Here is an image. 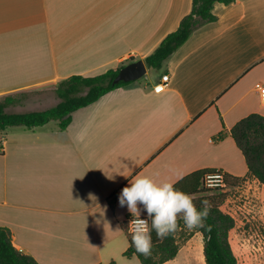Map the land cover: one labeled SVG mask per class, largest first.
I'll list each match as a JSON object with an SVG mask.
<instances>
[{
	"label": "crops",
	"instance_id": "0c3cea01",
	"mask_svg": "<svg viewBox=\"0 0 264 264\" xmlns=\"http://www.w3.org/2000/svg\"><path fill=\"white\" fill-rule=\"evenodd\" d=\"M191 3L0 0V100H14L5 111L46 110L70 76L144 62ZM212 13L217 21L195 30L153 84L136 80L103 95L64 130L50 121L0 132V227L16 249L38 264H139L123 256L122 226L133 216L119 196L131 180L174 185L206 168L247 176L230 130L249 114L264 116V0L217 3ZM162 75L167 84L155 92ZM29 105L39 108L22 110Z\"/></svg>",
	"mask_w": 264,
	"mask_h": 264
},
{
	"label": "trees",
	"instance_id": "16d2710c",
	"mask_svg": "<svg viewBox=\"0 0 264 264\" xmlns=\"http://www.w3.org/2000/svg\"><path fill=\"white\" fill-rule=\"evenodd\" d=\"M234 0H192L190 12L184 16L177 29L167 34L157 48L144 59L148 69L159 70L167 60L197 29L205 24L217 21L212 13L215 4L229 5ZM132 61V60H130ZM108 69L102 74L83 77L73 75L56 84L54 92L59 99L57 105L42 111L25 113H8L5 109L13 103L12 97L0 100V132L14 126L27 129L40 127L50 121H57L60 130H64L70 122L71 114L96 102L103 95L131 82L112 81L121 67ZM230 136L241 152L246 167L247 176L243 178L224 174L223 180L227 186L234 187L245 178H252L264 188V116L253 113L239 120L230 130ZM217 170L206 168L194 171L181 178L174 187L193 197L197 210H203L202 202L207 200L210 213L204 221V228H196L193 232L201 234L202 254L204 264H237L236 256L229 242V233L235 226L231 215L222 210L226 195L218 188H206L202 185L205 175ZM110 202V204H112ZM149 220V217H148ZM179 230L167 238H157L155 230L151 231V255L145 257L136 252L131 243V234L127 233L126 226L122 229L126 235L128 247L123 252L125 258L135 257L140 264H165L173 260L179 251L178 232L184 228V220L178 218ZM151 228V221L149 220ZM210 228V230H209ZM0 264H38L34 258L22 253L12 244L11 232L6 227H0ZM109 264H114L111 261Z\"/></svg>",
	"mask_w": 264,
	"mask_h": 264
},
{
	"label": "rangeland",
	"instance_id": "374dc122",
	"mask_svg": "<svg viewBox=\"0 0 264 264\" xmlns=\"http://www.w3.org/2000/svg\"><path fill=\"white\" fill-rule=\"evenodd\" d=\"M160 74L156 70L147 69V73L138 81L153 84ZM35 108L39 106L29 105L22 110ZM19 109L21 108L15 107L10 111ZM215 188L225 193L222 210L235 221V226L229 233V242L237 264H264V188L252 178H245L234 187L227 186L224 182L221 187ZM191 231L184 226L178 232L179 251L168 264H194L196 259L202 260L204 264L201 234L193 232L187 237Z\"/></svg>",
	"mask_w": 264,
	"mask_h": 264
},
{
	"label": "clouds",
	"instance_id": "9594fccd",
	"mask_svg": "<svg viewBox=\"0 0 264 264\" xmlns=\"http://www.w3.org/2000/svg\"><path fill=\"white\" fill-rule=\"evenodd\" d=\"M217 179H222L217 177ZM211 186V185H210ZM121 207L127 205L133 219L129 222L131 243L136 252L146 258L151 255V231L155 230L157 238L164 239L179 230L178 218L182 217L184 226L189 230L204 228L211 205L202 202L203 210H197L193 197L176 189L171 182H157L149 176H137L130 181V186L122 189L119 196ZM138 204L144 206L149 220L140 218ZM210 230V228H209Z\"/></svg>",
	"mask_w": 264,
	"mask_h": 264
},
{
	"label": "built area",
	"instance_id": "2783aa9c",
	"mask_svg": "<svg viewBox=\"0 0 264 264\" xmlns=\"http://www.w3.org/2000/svg\"><path fill=\"white\" fill-rule=\"evenodd\" d=\"M168 81V75H162L159 79V83L153 87L155 92H160L164 89ZM259 90L260 102L264 106V87L257 86ZM224 174L220 171H216L215 173H210L204 176L202 180V185L206 188H214V187H221L224 183L223 180ZM220 177L222 179H217ZM211 185V186H210ZM141 219L148 220V218L140 217ZM133 219V217H129L126 220V231L127 233L131 234L129 229V222Z\"/></svg>",
	"mask_w": 264,
	"mask_h": 264
},
{
	"label": "water",
	"instance_id": "95a60500",
	"mask_svg": "<svg viewBox=\"0 0 264 264\" xmlns=\"http://www.w3.org/2000/svg\"><path fill=\"white\" fill-rule=\"evenodd\" d=\"M147 72V66L142 60L132 61L119 69L112 83L133 82L139 80Z\"/></svg>",
	"mask_w": 264,
	"mask_h": 264
},
{
	"label": "bare ground",
	"instance_id": "6f19581e",
	"mask_svg": "<svg viewBox=\"0 0 264 264\" xmlns=\"http://www.w3.org/2000/svg\"><path fill=\"white\" fill-rule=\"evenodd\" d=\"M202 261V260H201ZM199 259H196V261H194V264H202V262H201ZM190 262V261H189ZM188 262V263H189Z\"/></svg>",
	"mask_w": 264,
	"mask_h": 264
}]
</instances>
